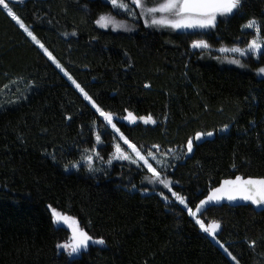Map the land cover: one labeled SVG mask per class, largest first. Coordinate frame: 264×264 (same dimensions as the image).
<instances>
[{"label": "trees", "instance_id": "16d2710c", "mask_svg": "<svg viewBox=\"0 0 264 264\" xmlns=\"http://www.w3.org/2000/svg\"><path fill=\"white\" fill-rule=\"evenodd\" d=\"M10 7L95 105L112 114L120 133L142 151H168L160 172L188 207L195 211L224 179L264 177V78L255 74L264 51L240 67L211 49H190L196 40L246 44L253 32L241 26L251 18L264 24V0H243L206 30L145 27L140 20H129L130 31L100 28L101 14L125 17L104 0H10ZM129 111L156 123H130L123 119ZM117 139L0 8V264H264V211L220 205L198 213L221 223L216 240L232 260L174 197L166 194L165 202L148 186L145 168L106 163ZM93 147L98 171L70 167ZM49 206L76 217L105 245L76 257L58 251L68 230L55 226Z\"/></svg>", "mask_w": 264, "mask_h": 264}, {"label": "snow or ice", "instance_id": "6c2138e0", "mask_svg": "<svg viewBox=\"0 0 264 264\" xmlns=\"http://www.w3.org/2000/svg\"><path fill=\"white\" fill-rule=\"evenodd\" d=\"M18 2H23V0H18ZM113 9L118 10V13H122L129 17L131 20L142 19L144 21L145 27H157V28H170L172 30L179 29H212L217 26L218 17H229L238 11L243 3V0H109ZM0 8L6 10L7 16H9L13 21H15L19 27L29 36L31 39L44 50L45 55L48 56L50 60L64 71L62 66L53 57L52 53L48 51L47 48L37 39L34 33L29 29L28 26L21 20L17 13L10 7V0H0ZM138 10V11H137ZM95 23L102 27L108 28L111 26L113 31L117 29H123L124 31H130L128 20H118L112 13L101 14L96 19ZM244 30H251L254 35L251 40L247 41L246 47L233 46L231 48L221 47L220 52H231L237 54L238 57L251 56L257 57L262 48H264V24L258 21L256 18L249 19L244 25L241 26ZM75 35V33H72ZM191 47L199 49H209L211 45L205 40L193 41ZM220 59V57H217ZM228 63L235 64L240 67H245L246 65L242 63L241 59L232 57H224ZM257 74H264V67H260L256 70ZM64 74L68 76L65 71ZM72 80L71 76L68 77ZM72 83L77 89H79L86 100L91 101V97L88 96L84 89L72 80ZM147 87V85H146ZM93 107L96 108L97 112L104 117L108 124L119 132L116 125L112 123V114L105 113L101 111L94 102ZM127 111V110H125ZM124 120L130 123H135L138 119L143 121L144 124H155L156 121L151 115L136 117L132 112H128L127 116L123 117ZM225 128L228 126L225 125ZM212 136L213 132L201 133L197 132L195 134V140L200 141L204 136ZM124 144L128 146L131 150V154L124 151L119 143H114V154H110V158L106 163L111 164L113 159L128 161L130 164L137 165V167L147 169V173L143 179L147 180L150 184H160L163 185L165 189L171 192L172 196L175 198L180 205H183L187 209V214L194 218L195 224L199 226V229L203 233H207L209 237L216 240V234L221 228V223L215 219L210 221H205L199 218V214H203L206 210V206L210 202L220 201L226 199L228 201H235L241 199L244 201H249L253 205L261 206L264 205V177L262 178H252L247 179L242 178L237 175L235 179H225L220 182L219 187L212 188L209 191L208 196L200 200L195 206V211L188 207L186 198L177 192L172 190V182L167 177H164L161 172L149 163V158L155 160L157 164L161 161L157 160L154 153L149 151L147 155L142 153V150L137 147L136 144L129 141L123 133L119 137ZM97 142L100 141V136H96ZM194 140L189 138L187 141V151L191 153L193 151ZM87 151V150H86ZM91 152L99 156L96 152L95 147L91 149ZM88 164V171H98L99 169H94L92 167V155H87L82 157ZM142 162V163H141ZM72 167H76V163H72ZM67 167V165H66ZM162 199L167 202L168 197L163 196L160 193ZM51 207V206H50ZM52 220L55 224L67 225L71 229V237L68 241L58 243L56 247L62 249L69 257L74 254L81 253L82 250H86L90 243L104 245L105 241L103 238L94 239L84 228L79 226L78 221L75 217H71L67 214L57 211L55 208H51ZM216 243L227 253L232 260H236V257L232 256L228 248L220 241L216 240ZM255 242H252L254 245Z\"/></svg>", "mask_w": 264, "mask_h": 264}, {"label": "rangeland", "instance_id": "374dc122", "mask_svg": "<svg viewBox=\"0 0 264 264\" xmlns=\"http://www.w3.org/2000/svg\"><path fill=\"white\" fill-rule=\"evenodd\" d=\"M104 1H106V2H108L109 4H110V2H109V0H104ZM110 6H111V4H110ZM112 7V6H111ZM112 10L113 11H115V12H118V10H115V9H113L112 8ZM138 11V10H137ZM219 18V17H218ZM117 19L118 20H128V22H129V20H131L129 17H127L126 15H125V17H121V18H118L117 17ZM137 20H140L143 24H144V21L142 20V19H137ZM129 24V23H128ZM97 25V24H96ZM98 26V25H97ZM98 27H100V26H98ZM129 27L131 28V26H130V24H129ZM100 28H102V27H100ZM108 29H111V30H113L112 28H111V26L110 27H108ZM132 29V28H131ZM124 31L123 29H117V31ZM179 30H193V29H179ZM202 30H206V29H202ZM251 31V30H250ZM252 32V31H251ZM253 35H254V33H253ZM252 38H253V36H252ZM251 38V39H252ZM30 39H31V37H30ZM250 39V40H251ZM32 40V39H31ZM197 41V40H196ZM32 42L44 53V50L42 49V48H40L33 40H32ZM193 43V42H192ZM192 43L190 44V49H192V50H200L199 48H193V47H191V45H192ZM247 44V43H246ZM246 44H244V45H232V46H224V45H222V46H218V47H210L209 49H211V51H213V52H216V53H218V54H220L221 55V57H223V59H224V57H228V58H232V57H236V58H239V59H241V61H243L246 57H248V56H244V57H238L237 56V54H235V53H231V52H220L219 51V49L221 48V47H225V48H231V47H233V46H238V47H241V48H243V47H246ZM262 51H264V48H262L261 49V51H260V53L262 52ZM45 54V53H44ZM47 58H48V56L47 55H45ZM250 56V55H249ZM254 59H256L257 57H253ZM49 59V58H48ZM50 60V59H49ZM51 62H52V60H50ZM224 63H226V64H231V63H228L227 62V60H225L224 59V61H223ZM53 63V62H52ZM54 64V63H53ZM55 65V64H54ZM231 65H233V66H237V65H235V64H231ZM56 66V65H55ZM260 67H264V66H260ZM260 67H258V68H260ZM257 68V69H258ZM60 71H61V69L60 68H58ZM256 69V70H257ZM63 74H64V72L65 71H61ZM255 74H256V77L257 78H260V79H262V78H264V74H257V72L255 71ZM65 75V74H64ZM65 77L69 80V75L68 76H66L65 75ZM71 83H72V80H69ZM73 84V83H72ZM74 85V84H73ZM75 86V85H74ZM80 93H81V95L84 97V94L79 90V89H77ZM85 99V98H84ZM86 100V99H85ZM86 102L88 103V104H90L92 107H93V101L91 100V101H89V100H86ZM93 108H95V107H93ZM109 127H110V129L116 134V136H117V141H116V143H119L120 145H121V148L124 150V151H126V152H128L129 154H131V150L128 148V146L126 145V144H124L123 143V141L119 138L120 137V131L119 132H116L115 131V129H113L112 128V126L109 124ZM139 148V147H138ZM149 151H151L152 153H154V155H155V157H156V159L157 160H160L161 161V163L160 164H157L156 163V161L155 160H152L151 158H149V163H152L153 164V166L154 167H156L157 168V170L160 172V171H163V170H165L166 169V164H165V162H167V159H165L167 156H168V151H161V152H159V151H154V150H152V149H146V151H142V153L144 154V155H147V153L149 152ZM112 154H114V151H113V153ZM87 155H92V158H94L95 157V154L94 153H92V152H87L86 153V155L85 156H87ZM92 161H93V159H92ZM113 162H125V163H129L128 161H121V160H116V159H113L112 160V162H111V164L113 163ZM142 163V162H141ZM77 164V166L79 165V164H86L87 166H88V164H87V162L85 161V160H81L79 163H76ZM130 164V163H129ZM110 165V164H109ZM134 165V164H133ZM76 166V167H77ZM137 166V165H136ZM70 167H72V166H70ZM75 168V167H74ZM146 169V168H145ZM147 170V169H146ZM148 175H150V173H148ZM163 175V174H162ZM164 177H166L165 175H163ZM169 179V178H168ZM146 182H147V184H148V186H150L151 188H153L154 190H158V192L159 193H163L164 195L163 196H166V194H169L170 196H172V194H171V192H169L168 191V189H165L164 187H163V185H160V184H150V183H148V181L146 180ZM145 192V191H144ZM169 197V196H168ZM173 197V196H172ZM51 208H54L53 206H49V210H50V213H51ZM56 209V208H55ZM57 211H60L61 213H64V214H67V213H65V212H63V211H61V210H58V209H56ZM187 210V209H186ZM67 215H69V214H67ZM69 216H71V217H74V216H72V215H69ZM76 218V217H75ZM76 220H77V218H76ZM78 221V220H77ZM79 223V222H78ZM55 224V223H54ZM55 226H58V227H63V228H65L66 230H68V237H67V239L66 240H64V241H61V242H65V241H68L69 239H70V237H71V229H69L68 227H67V225H63L62 224V222L60 223V224H55ZM79 226L80 227H82L81 225H80V223H79ZM83 228V227H82ZM94 239H99L100 237H93ZM61 242H59V243H61ZM105 245V244H104ZM104 245H98V244H92V243H90L89 244V246H88V248L89 247H92V246H97V247H103ZM87 248V249H88ZM58 249V248H57ZM86 249V250H87ZM86 250H82L81 251V253H79V254H74L72 257H76V256H79V255H81L84 251H86ZM58 251H62V252H64L62 249H58ZM65 253V252H64ZM66 254V253H65ZM67 255V254H66ZM68 256V255H67ZM69 257V256H68Z\"/></svg>", "mask_w": 264, "mask_h": 264}, {"label": "water", "instance_id": "95a60500", "mask_svg": "<svg viewBox=\"0 0 264 264\" xmlns=\"http://www.w3.org/2000/svg\"><path fill=\"white\" fill-rule=\"evenodd\" d=\"M150 149H153V147L151 146ZM242 178L247 179L249 177H242ZM252 178H262V177H252ZM229 179H235V177L234 178H229ZM219 185H220V183L216 187H219ZM216 187H214V188H216ZM208 194H209V192H208ZM208 194H207V196H208ZM220 205H228V206H232V207H235V206H249V207H251L252 209H254L256 211H264V205H261V206L253 205V204H251V202L244 201V200H241V199H237L235 201H228L226 199H222L220 201L210 202L206 206V208L209 207V206H220Z\"/></svg>", "mask_w": 264, "mask_h": 264}, {"label": "flooded vegetation", "instance_id": "af4514ba", "mask_svg": "<svg viewBox=\"0 0 264 264\" xmlns=\"http://www.w3.org/2000/svg\"><path fill=\"white\" fill-rule=\"evenodd\" d=\"M18 1V0H17Z\"/></svg>", "mask_w": 264, "mask_h": 264}]
</instances>
